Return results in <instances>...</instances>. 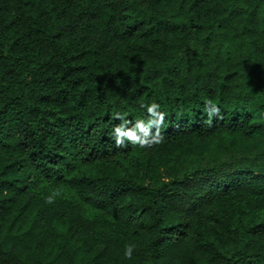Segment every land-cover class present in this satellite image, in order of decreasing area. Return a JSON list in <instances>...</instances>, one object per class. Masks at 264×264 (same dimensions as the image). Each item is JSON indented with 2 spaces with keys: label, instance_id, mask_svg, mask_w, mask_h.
Segmentation results:
<instances>
[{
  "label": "trees",
  "instance_id": "1",
  "mask_svg": "<svg viewBox=\"0 0 264 264\" xmlns=\"http://www.w3.org/2000/svg\"><path fill=\"white\" fill-rule=\"evenodd\" d=\"M0 264H264V0H0Z\"/></svg>",
  "mask_w": 264,
  "mask_h": 264
},
{
  "label": "clouds",
  "instance_id": "2",
  "mask_svg": "<svg viewBox=\"0 0 264 264\" xmlns=\"http://www.w3.org/2000/svg\"><path fill=\"white\" fill-rule=\"evenodd\" d=\"M159 104L153 102L145 106L148 117L146 119H138L133 124L132 127H128L131 123L123 114L116 113V119L121 121L113 129V136L117 146L125 145V142H131L133 144L139 143L141 145L151 143L149 136L153 129H159L160 125L164 120L165 113L159 110ZM219 112V108L212 104L207 108V113L209 117H212ZM143 134V135H141ZM158 142V141H157ZM133 251V245H128L125 248L124 255L126 257H131Z\"/></svg>",
  "mask_w": 264,
  "mask_h": 264
}]
</instances>
